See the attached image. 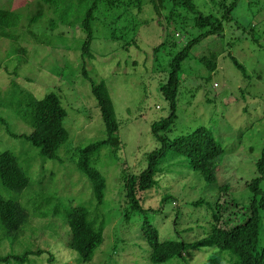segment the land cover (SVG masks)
<instances>
[{"label":"rangeland","instance_id":"obj_1","mask_svg":"<svg viewBox=\"0 0 264 264\" xmlns=\"http://www.w3.org/2000/svg\"><path fill=\"white\" fill-rule=\"evenodd\" d=\"M167 2L162 6L155 0L157 9L149 0H142L141 9L100 3L89 56L82 48L86 34L81 28L89 0H59L53 5L41 0H0V9L14 12L18 20L7 30L10 36L0 35V152L11 151L30 179L21 192L0 182V197L18 200L29 213V222L15 238L3 235L0 227V252L24 256L1 264H49L46 253H29L38 250L50 252L55 264H154L142 237L144 219L158 229L160 241H194L209 228L220 185L230 187L221 199L232 197L244 203L253 195L245 182L257 175L255 162L264 144V0H192L196 13L215 17L223 13L220 3L235 4L223 30L195 44L182 62L177 117L171 129L160 134L173 139L198 126L210 129L223 148L215 160L216 179L207 182L183 156L170 153L166 158H173L162 162L154 185L138 193L142 208L149 210L124 218L121 171L139 173L147 165L148 153L161 145L151 130L153 121L169 114L159 87L174 54L200 33L193 26L195 13L184 7L179 6L180 17L170 22ZM230 55L243 65L245 74ZM200 57L212 59L215 69H208ZM99 81L108 89L121 140L118 148L104 147L96 157L95 165L106 183L100 204L74 157L76 147L106 137L92 93V82ZM49 92L57 93L66 109L63 126L68 140L56 159L43 157L39 148L6 129L7 125L14 133L29 134L32 128L15 111V104L30 97L41 99ZM23 110L27 112L25 105ZM165 194L173 197L171 202H161ZM199 198L203 202L194 205ZM75 205H85L90 219L104 224L103 241L85 262L70 246L63 216ZM235 215L232 207L223 219L234 221ZM260 243L264 244L263 211ZM213 251L188 249L183 258L158 264H206ZM221 255L220 264L234 263L229 252Z\"/></svg>","mask_w":264,"mask_h":264},{"label":"trees","instance_id":"obj_2","mask_svg":"<svg viewBox=\"0 0 264 264\" xmlns=\"http://www.w3.org/2000/svg\"><path fill=\"white\" fill-rule=\"evenodd\" d=\"M41 1L53 5L59 0ZM80 1L87 2L88 0ZM149 1H152L156 8L155 0ZM160 1L162 6H165L164 1L170 2V11L166 16L170 22L180 17V12H177L179 6L194 12L193 26L199 29L200 33L189 38L174 54L170 60L166 80L159 87L162 95L168 101L169 114L153 121L151 130L161 145L148 153L147 165L139 173H127L125 168L121 171L120 177L126 202L124 207L125 219L134 213L149 210L142 208L138 193L154 185L156 175L163 170L160 165L164 160L172 159L173 155L183 156L190 168L200 172L203 178L211 183L216 179L215 160L223 153V148L214 138L212 131L205 126H198L190 132L175 136L173 139H168L166 135L160 134V132L171 129L177 117L176 100L182 62L188 57L190 49L195 44L208 35L223 30V21L230 18L235 2L229 5L220 3L223 13L220 17H215L211 14L196 13L192 0ZM100 3L109 8L119 6L122 3L135 6L138 9L142 7V0H89L81 21V28L86 34L82 48L89 56L92 55L90 53V43L93 39L92 23ZM36 19L37 17L31 18L32 21ZM17 21L14 12L0 9V35L10 36L11 34L7 30L16 26ZM230 58L236 67L245 74L243 65L232 55ZM200 61L210 70H214L216 67V63L212 59L200 57ZM92 93L100 111L106 137L83 147H76L74 157L77 168L90 181L95 201L100 204L103 201L106 183L104 176L95 165L96 157L104 147L114 145L115 149L118 148L121 145V140L118 136L119 124L105 82H92ZM24 105L27 107V112L23 110ZM15 111L25 122L29 123L32 130L29 134L14 133L3 120L7 132L11 136L23 137L29 141L31 145L39 148L43 157L56 159L58 149L68 140V133L63 126L66 109L57 93L49 92L41 99L30 97L25 102L19 101L15 104ZM170 153L172 156L166 158ZM255 167L257 175L245 182V186L253 193L247 202L241 203L232 197L221 199L222 195L227 194L230 187L227 184L220 185L221 196L219 195L213 203L209 228L205 235L197 240L189 242L183 240L160 241L158 229L147 219H144L141 223V232L150 248L149 261L154 264L165 263L176 257L183 258L188 249L208 247L214 248V251L207 258L206 264H220L223 259L221 255L223 251H227L232 257H235L233 264H264V244L260 243L261 211L264 212V189L261 187V182L264 179V144L261 154L255 162ZM0 182L5 188L16 192H21L30 184V179L19 165L17 157L8 150L0 152ZM172 199L171 195L165 194L161 202H171ZM201 202L203 200L199 198L192 203L197 205ZM232 207L238 214L235 215L237 219L233 221L231 217H228L224 220V213ZM54 214L56 213L54 212ZM39 215L46 216L47 214ZM90 215L91 212L85 205L71 206L63 215L70 231V246L78 253L80 260L84 262L92 259L95 249L103 241L104 224L100 222L97 225L94 218L90 219ZM28 222L29 213L18 200L0 197V227L3 229V235L13 238L19 236L24 225ZM29 253H46L49 264H55L52 254L48 251L38 250ZM10 257L17 258L19 256L15 257L9 253L0 252V264L9 261ZM21 257L19 258L22 259Z\"/></svg>","mask_w":264,"mask_h":264}]
</instances>
